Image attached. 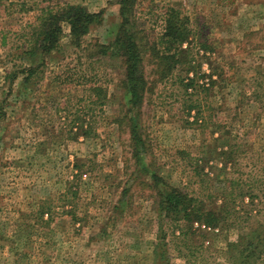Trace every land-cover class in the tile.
I'll return each instance as SVG.
<instances>
[{
    "label": "rangeland",
    "instance_id": "374dc122",
    "mask_svg": "<svg viewBox=\"0 0 264 264\" xmlns=\"http://www.w3.org/2000/svg\"><path fill=\"white\" fill-rule=\"evenodd\" d=\"M67 4L101 18L81 45L64 25L55 51L30 54L40 17ZM170 7L190 19L188 59L196 67L188 75L210 87L192 96L199 116L221 126L188 123V94L178 81L186 66L175 68L144 94L138 125L147 173L133 178L123 62L91 55L113 39L118 0H0V264H230L228 243L257 232L264 221V0H135L138 26L159 35ZM153 172L198 197L225 191L234 222L180 220L176 229L164 220L162 238ZM162 241L169 259L159 261ZM249 262L264 264V238Z\"/></svg>",
    "mask_w": 264,
    "mask_h": 264
},
{
    "label": "trees",
    "instance_id": "16d2710c",
    "mask_svg": "<svg viewBox=\"0 0 264 264\" xmlns=\"http://www.w3.org/2000/svg\"><path fill=\"white\" fill-rule=\"evenodd\" d=\"M119 3V24L115 30L113 39L107 44L98 43L95 45V51L91 55L109 56L119 58L123 62L124 77L123 88L129 93L128 104L125 109V117L129 126V145L131 147V156L134 158V172H145L146 168L141 165L140 157L147 152L145 138L138 125L139 108L146 92H151L156 81L169 79L177 67H185V75L179 77L178 81L183 87L184 93L188 94L185 104L186 112L190 114L192 120L190 124L203 125L205 122L215 126L219 121L205 120V117L199 116L202 112L200 102L194 96L199 88L209 89L210 87L198 82V76L188 75V72L194 70L196 65L191 59H188L189 45L192 43L193 31L190 26L189 16L181 13L179 8L170 7L167 10L163 31L159 35H148L144 28L137 24L134 6L135 0H118ZM50 12V11H49ZM42 15L33 30V47L30 54L38 51L42 54L52 53L58 46V42L64 36L63 26L67 25L68 36L75 46L81 45L83 37L87 34L90 26L98 22L101 18L100 12H89L79 4H67L57 12H50L48 15ZM152 36V37H151ZM187 42L186 46H182ZM204 50L210 49V44L202 42L200 44ZM90 55V56H91ZM151 63L152 78H149L147 66ZM183 65V66H181ZM29 68L28 70H33ZM197 75V74H196ZM213 83V81H212ZM211 83V84H212ZM96 89L97 100H100V90ZM98 89V90H97ZM192 111V112H191ZM208 125V124H205ZM216 127V128H217ZM214 130V129H213ZM89 131H82V134L88 136ZM200 158V157H199ZM195 158L194 160H197ZM147 172H145L146 174ZM199 173V172H198ZM151 188H156V211L159 222V232L165 239L166 233L162 228L164 220L175 224L176 229L180 226V220L190 223L193 220L200 221L204 226L216 225L222 220L234 222L232 214L236 213L235 207L225 203V191L215 192L209 190L204 197L195 196L185 186L176 187L168 185L162 176L153 172L150 173ZM127 188L123 190V195L127 193ZM241 195V194H240ZM227 196V194H226ZM222 197V199H221ZM221 199V204L208 206L209 202ZM118 206H114L116 210ZM235 218H237L235 216ZM105 230H103L104 232ZM180 232H183L181 229ZM264 221L260 223L255 235L251 238H241L240 241L229 242L230 264H249L254 250L264 238ZM166 243L156 244V256L159 261L168 260L166 254Z\"/></svg>",
    "mask_w": 264,
    "mask_h": 264
}]
</instances>
